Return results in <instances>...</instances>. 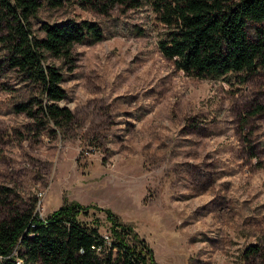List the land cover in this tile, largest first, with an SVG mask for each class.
Returning a JSON list of instances; mask_svg holds the SVG:
<instances>
[{
	"label": "rangeland",
	"instance_id": "obj_1",
	"mask_svg": "<svg viewBox=\"0 0 264 264\" xmlns=\"http://www.w3.org/2000/svg\"><path fill=\"white\" fill-rule=\"evenodd\" d=\"M69 18L104 34L76 43L70 58L44 52L63 75L69 124L17 111L45 96L0 64V220L14 209L46 217L67 199L110 208L158 264H264V68L179 69L160 49L168 27L150 0L108 11L44 4L32 29L43 37L44 21ZM78 217L112 239L104 210ZM252 244L259 252L245 257Z\"/></svg>",
	"mask_w": 264,
	"mask_h": 264
},
{
	"label": "trees",
	"instance_id": "obj_2",
	"mask_svg": "<svg viewBox=\"0 0 264 264\" xmlns=\"http://www.w3.org/2000/svg\"><path fill=\"white\" fill-rule=\"evenodd\" d=\"M74 1L84 8L108 11L117 4L139 6L142 0H0V44L6 57L0 64L18 69L40 85L44 99L38 106L22 103L17 111L42 114L57 126L73 120V112L59 101L66 92L62 73L46 64L44 52L70 58L76 43L101 40L98 22L69 18L44 21L45 35L37 36L31 18L44 4L57 7ZM157 19L168 27L159 42L163 54L196 76L228 72L252 75L264 68V0H150ZM90 207L104 210L112 239L98 226L78 216ZM109 237V236H108ZM259 252L255 244L245 257ZM0 264H158L148 242L110 208L65 199L46 217L32 210L14 209L0 220Z\"/></svg>",
	"mask_w": 264,
	"mask_h": 264
},
{
	"label": "built area",
	"instance_id": "obj_3",
	"mask_svg": "<svg viewBox=\"0 0 264 264\" xmlns=\"http://www.w3.org/2000/svg\"><path fill=\"white\" fill-rule=\"evenodd\" d=\"M105 237L108 238V235H106Z\"/></svg>",
	"mask_w": 264,
	"mask_h": 264
}]
</instances>
